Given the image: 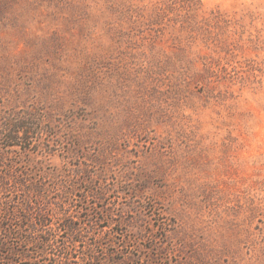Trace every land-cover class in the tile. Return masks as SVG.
Wrapping results in <instances>:
<instances>
[{
  "label": "rangeland",
  "instance_id": "1",
  "mask_svg": "<svg viewBox=\"0 0 264 264\" xmlns=\"http://www.w3.org/2000/svg\"><path fill=\"white\" fill-rule=\"evenodd\" d=\"M24 109L47 132L0 175L42 192L0 214L28 196L70 264H264V0H0V123ZM34 234L13 264L58 256Z\"/></svg>",
  "mask_w": 264,
  "mask_h": 264
},
{
  "label": "trees",
  "instance_id": "2",
  "mask_svg": "<svg viewBox=\"0 0 264 264\" xmlns=\"http://www.w3.org/2000/svg\"><path fill=\"white\" fill-rule=\"evenodd\" d=\"M26 109L19 112L9 113L8 116L4 119L2 123H0V140H3L5 145V151L10 152L13 147L22 148V144L24 141H29L30 131L33 129H38L40 131H46V119L45 116L41 115V113L36 111L25 112ZM36 144V143H35ZM38 144V143H37ZM26 149V148H24ZM1 166V164H0ZM9 178L0 175V188L3 190L11 189V185L16 184L18 187H23L24 192L27 195L31 191V187L27 186L25 179L15 180L13 184H11ZM35 192L40 194L42 192V188L40 186L32 187ZM69 189V190H68ZM68 193L73 192V187L67 188ZM29 198L28 196H23L21 202V209L26 214L20 215L18 210L14 207L8 209L5 207L2 214H0V252L6 251L7 254H11L7 261L9 264L14 263V257L22 260L26 256H15L20 255L18 250L14 249L10 246L9 242L12 238L20 239L19 233L24 228V224H27L29 229H33L35 231V237L26 236V243H40L43 247H52L55 242L54 251L58 256H51L49 258H44L46 264H70L72 262L71 256H67L70 254V250L66 243H59L60 241H53L54 236V227L50 220V216L43 212H38L35 215V220L30 221L29 216ZM67 219V220H66ZM16 222H20L19 224ZM16 224V226H14ZM64 230H67L69 233L73 234L76 231L74 224L68 219L65 218L63 220L62 225ZM41 234L36 233L38 230ZM52 251V249H51ZM38 252L43 253L44 249L38 250ZM22 255V254H21ZM3 258H0V261Z\"/></svg>",
  "mask_w": 264,
  "mask_h": 264
}]
</instances>
